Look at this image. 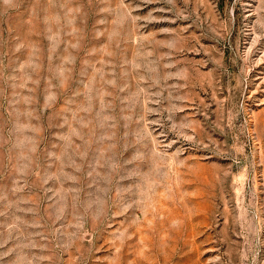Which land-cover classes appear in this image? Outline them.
Listing matches in <instances>:
<instances>
[{
  "label": "rangeland",
  "instance_id": "obj_1",
  "mask_svg": "<svg viewBox=\"0 0 264 264\" xmlns=\"http://www.w3.org/2000/svg\"><path fill=\"white\" fill-rule=\"evenodd\" d=\"M0 264H264V0H0Z\"/></svg>",
  "mask_w": 264,
  "mask_h": 264
}]
</instances>
